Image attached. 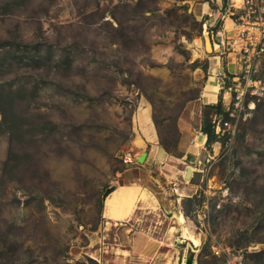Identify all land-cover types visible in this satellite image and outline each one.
Returning <instances> with one entry per match:
<instances>
[{"label": "rangeland", "instance_id": "rangeland-1", "mask_svg": "<svg viewBox=\"0 0 264 264\" xmlns=\"http://www.w3.org/2000/svg\"><path fill=\"white\" fill-rule=\"evenodd\" d=\"M203 1L0 0V264H184L186 253L197 264H264V95L217 132L214 104L224 107L237 68L217 74L212 56L226 68L234 9L207 0L219 12L211 26L193 11ZM145 104L165 150L157 162L156 146L135 143ZM196 134L204 155L187 181ZM128 152L142 157L127 164ZM131 181L159 207L106 228L108 186ZM179 210L198 246L170 233ZM152 237L173 248L168 257L141 252Z\"/></svg>", "mask_w": 264, "mask_h": 264}, {"label": "bare ground", "instance_id": "bare-ground-1", "mask_svg": "<svg viewBox=\"0 0 264 264\" xmlns=\"http://www.w3.org/2000/svg\"><path fill=\"white\" fill-rule=\"evenodd\" d=\"M220 2L221 0H219V3ZM236 2L239 4L241 0H236ZM193 11L199 18L202 17L203 13H207L210 16H213V18L211 17L208 18L209 22L215 21L217 19V15L219 14V12L214 13L210 3L207 0L203 2H198L197 4H195ZM229 20L230 19L228 18L226 19V25L229 22ZM233 28L235 29V26H233ZM205 33H207V30L205 31ZM233 33H234V30L232 31V34ZM205 48L207 50H210L212 48L216 50L220 49L218 44H214L212 46L211 43L210 44L207 43V45H205ZM197 53L198 52L195 51V54ZM217 58H218L217 56L213 57V66H214L213 69H215L214 72L217 71V67L222 65V63L219 60H217ZM212 77L215 78L216 74L213 75ZM210 88H212L211 90L213 92L209 94L207 93V94L211 98V101L214 102V100L217 98L216 93L219 91L220 86L218 87V84H213L212 86H210ZM229 96H230V93H229ZM229 96L227 93L226 97H224V107L228 106V102L230 99ZM137 119L141 125L142 135L137 136L135 143L137 144V147H144L146 144V138L148 140H155L157 136L156 127L151 118V107L149 104H145V106L142 105L140 107V111L138 112ZM205 138L206 136L203 134L201 136L200 134H196L195 138L191 141V145L189 149L190 153L187 156L192 159V162L191 160H188L191 163L186 162L185 167L181 170L187 181H189L193 172L197 169L196 167L199 164H201V161H202L201 156L204 155L203 149L205 148L204 146ZM137 155H139V153H137ZM140 200H142L141 203L144 202L146 204H140ZM147 204L148 205L150 204L151 206L159 207L157 203V199L155 198V196L151 194V192L147 188L143 187L139 183H133V182L118 184L113 191H111L110 193L106 195V198H105L103 212L105 216L106 228H109L111 224L114 227L115 225H118L124 222L125 220L129 219L130 217L129 215L135 212V209H137V207L142 208ZM171 214L173 215L172 218L174 220V223L170 225V228H169L170 233L172 235L176 234V240L179 243H183V242H186V240H190L192 243H194V245L198 246L200 244V240L198 236L194 233V231L191 230L188 225H186V216L182 212V210L173 211ZM112 226L110 227L112 228ZM143 243L144 245H142L141 252L146 253V254L155 253L156 256H160V257L161 256L168 257V255L170 254V252H172V249H173L171 247L164 248L163 247L164 241L153 238V237L149 238L146 241H143ZM105 250L106 251L109 250L111 254L117 250H121V252L128 251V249L125 248V246H122L116 242H112V243L105 242ZM187 256H188V253H186L184 262H186L188 258ZM177 258L178 256L176 255V260Z\"/></svg>", "mask_w": 264, "mask_h": 264}, {"label": "built area", "instance_id": "built-area-1", "mask_svg": "<svg viewBox=\"0 0 264 264\" xmlns=\"http://www.w3.org/2000/svg\"><path fill=\"white\" fill-rule=\"evenodd\" d=\"M231 6L235 29L233 34L226 35L223 50L227 54L226 64L237 70L228 72L232 76L228 85L232 93L224 113L218 116V133H224L226 126L235 127L236 120L251 115L264 95V76L258 75L264 62V0H242L241 4L232 0ZM124 159L131 164L137 157L128 152Z\"/></svg>", "mask_w": 264, "mask_h": 264}, {"label": "crops", "instance_id": "crops-1", "mask_svg": "<svg viewBox=\"0 0 264 264\" xmlns=\"http://www.w3.org/2000/svg\"><path fill=\"white\" fill-rule=\"evenodd\" d=\"M220 15H221V13H220ZM223 16V15H222ZM221 16V17H222ZM219 21V17L217 18V20H215V21H213V22H211L212 23V25L211 26H216L217 25V22ZM220 29V28H219ZM226 29V28H225ZM227 30V29H226ZM219 32H220V30H219ZM216 56H218V55H216ZM212 57H215V56H212ZM233 67V65L231 66V65H229V68H231V69H233L232 68ZM226 69H227V64H226V68H225V65H223L222 64V66H220V67H217V71L215 72V73H221L222 71H226ZM217 78H218V80H219V77H218V75L216 76ZM218 93H219V91L216 93V99L214 100V102H216L217 100H218ZM225 96V95H224ZM223 100H224V98H223ZM145 138V137H144ZM158 132H157V136H156V138H155V140H148L147 138H146V147L149 145V143H151V145L152 146H156V148H160V145H158ZM154 148V147H153ZM159 148L157 149V151L159 150ZM162 148V147H161ZM163 149V148H162ZM164 152H163V154L160 152V150L158 151V153L155 155V158H156V162H157V159H162L161 157L162 156H165L164 155V153H165V150H163ZM140 157H142V156H140ZM140 157H137V160L139 161V158ZM145 157H146V155H145ZM154 158V159H155ZM134 174V167H131V168H128L127 169V171L125 172V174H124V176H132ZM126 177V178H127ZM131 182H133V183H139V182H135V181H131ZM140 184V183H139Z\"/></svg>", "mask_w": 264, "mask_h": 264}, {"label": "trees", "instance_id": "trees-1", "mask_svg": "<svg viewBox=\"0 0 264 264\" xmlns=\"http://www.w3.org/2000/svg\"><path fill=\"white\" fill-rule=\"evenodd\" d=\"M217 107V111L220 113H224V107H223V102L222 100H219V102L217 104H214ZM115 189L114 185L108 186L107 190H106V195L108 193H110L111 191H113ZM198 264H202L201 261H199Z\"/></svg>", "mask_w": 264, "mask_h": 264}, {"label": "water", "instance_id": "water-1", "mask_svg": "<svg viewBox=\"0 0 264 264\" xmlns=\"http://www.w3.org/2000/svg\"><path fill=\"white\" fill-rule=\"evenodd\" d=\"M187 257L188 258H187L185 264H197L196 260L194 259V257L192 255H188Z\"/></svg>", "mask_w": 264, "mask_h": 264}]
</instances>
